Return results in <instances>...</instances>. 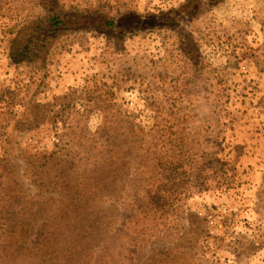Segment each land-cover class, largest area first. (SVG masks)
<instances>
[{
	"label": "rangeland",
	"instance_id": "374dc122",
	"mask_svg": "<svg viewBox=\"0 0 264 264\" xmlns=\"http://www.w3.org/2000/svg\"><path fill=\"white\" fill-rule=\"evenodd\" d=\"M185 1L59 0L107 18ZM43 16L0 0V264H264V0L86 27L46 69L7 66Z\"/></svg>",
	"mask_w": 264,
	"mask_h": 264
},
{
	"label": "trees",
	"instance_id": "16d2710c",
	"mask_svg": "<svg viewBox=\"0 0 264 264\" xmlns=\"http://www.w3.org/2000/svg\"><path fill=\"white\" fill-rule=\"evenodd\" d=\"M37 1L43 9L44 16L21 27L16 32L10 48L11 62L17 67L32 70L36 64L46 69L52 47L59 39L84 31L86 27L90 28L88 30L98 28L107 32H117L118 29L124 31L133 27V24H142V19L146 24L148 20L152 21L154 18L167 20L168 15H174L171 22L176 24L182 15L189 14L199 4V0H186L179 9L173 8L172 14L160 12L141 18L142 16L135 12H128L117 18H107L101 13L91 16L79 10L68 12L60 6L59 0ZM45 79L46 76L44 83Z\"/></svg>",
	"mask_w": 264,
	"mask_h": 264
},
{
	"label": "crops",
	"instance_id": "0c3cea01",
	"mask_svg": "<svg viewBox=\"0 0 264 264\" xmlns=\"http://www.w3.org/2000/svg\"><path fill=\"white\" fill-rule=\"evenodd\" d=\"M10 51V50H9ZM4 61V63H6V65L7 66H9V67H15L14 66V64L11 62V60H10V54L8 55H5L4 56V59H3ZM71 69V68H70ZM62 70H63V68H62ZM66 72V71H65ZM3 73H5L6 74V72L2 69V65L0 66V77H2L3 76ZM54 75V74H53ZM262 171V170H264V168H257V171Z\"/></svg>",
	"mask_w": 264,
	"mask_h": 264
},
{
	"label": "built area",
	"instance_id": "2783aa9c",
	"mask_svg": "<svg viewBox=\"0 0 264 264\" xmlns=\"http://www.w3.org/2000/svg\"><path fill=\"white\" fill-rule=\"evenodd\" d=\"M235 224L238 226V227H243L245 226V218L244 219H237Z\"/></svg>",
	"mask_w": 264,
	"mask_h": 264
}]
</instances>
